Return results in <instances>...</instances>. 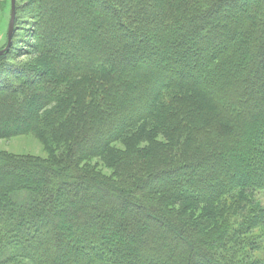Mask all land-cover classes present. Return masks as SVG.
Instances as JSON below:
<instances>
[{
	"label": "trees",
	"instance_id": "trees-1",
	"mask_svg": "<svg viewBox=\"0 0 264 264\" xmlns=\"http://www.w3.org/2000/svg\"><path fill=\"white\" fill-rule=\"evenodd\" d=\"M27 2L0 139L48 155L0 152V264H264V0Z\"/></svg>",
	"mask_w": 264,
	"mask_h": 264
},
{
	"label": "rangeland",
	"instance_id": "rangeland-1",
	"mask_svg": "<svg viewBox=\"0 0 264 264\" xmlns=\"http://www.w3.org/2000/svg\"><path fill=\"white\" fill-rule=\"evenodd\" d=\"M28 10L29 7L27 0H15V20L11 36V46L4 55L6 56L7 64L10 66L23 67L32 61L30 54H28L30 48L28 43L30 42L31 34L32 31H34V28L33 19L31 18L32 15L27 13ZM10 12V0H0V50L4 49L8 43ZM165 100H167L168 104H170L173 98L166 97ZM175 103L177 102L175 101ZM0 152L19 156L29 155L40 158H46L48 155L40 139L32 134L17 136L9 139H0ZM100 171L103 174L111 175V170L104 165L100 167ZM141 199L144 202L158 206L163 211L164 215L172 217L175 220H179L190 213L185 208L164 206L165 204H163L162 201H158L155 198L146 199L141 197ZM254 199L259 205L264 207V197L254 195ZM221 210L220 222H224L227 219L229 222L232 219H238V216L232 214L235 211V208L232 206L231 202L228 201L225 205H223ZM238 213L239 212H237V214ZM262 237V235L256 233L253 241L260 243ZM258 247L259 249L256 251L257 256H263L264 244H261ZM22 263L25 264V262Z\"/></svg>",
	"mask_w": 264,
	"mask_h": 264
},
{
	"label": "water",
	"instance_id": "water-1",
	"mask_svg": "<svg viewBox=\"0 0 264 264\" xmlns=\"http://www.w3.org/2000/svg\"><path fill=\"white\" fill-rule=\"evenodd\" d=\"M10 5H11V12H10V20L8 26V43L4 49L0 50V56H4L11 46V36H12L14 20H15V0H10Z\"/></svg>",
	"mask_w": 264,
	"mask_h": 264
}]
</instances>
